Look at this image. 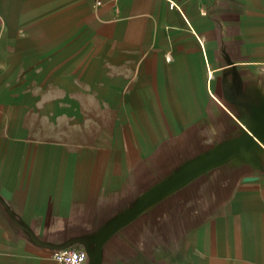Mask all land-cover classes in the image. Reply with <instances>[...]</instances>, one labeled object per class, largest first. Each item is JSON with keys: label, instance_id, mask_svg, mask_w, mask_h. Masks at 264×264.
Instances as JSON below:
<instances>
[{"label": "crops", "instance_id": "crops-1", "mask_svg": "<svg viewBox=\"0 0 264 264\" xmlns=\"http://www.w3.org/2000/svg\"><path fill=\"white\" fill-rule=\"evenodd\" d=\"M177 4L0 0V264H264V0Z\"/></svg>", "mask_w": 264, "mask_h": 264}, {"label": "built area", "instance_id": "built-area-1", "mask_svg": "<svg viewBox=\"0 0 264 264\" xmlns=\"http://www.w3.org/2000/svg\"><path fill=\"white\" fill-rule=\"evenodd\" d=\"M169 9H178L177 0H164ZM56 264H86L87 254L83 249L73 246L58 249L52 253Z\"/></svg>", "mask_w": 264, "mask_h": 264}, {"label": "water", "instance_id": "water-1", "mask_svg": "<svg viewBox=\"0 0 264 264\" xmlns=\"http://www.w3.org/2000/svg\"><path fill=\"white\" fill-rule=\"evenodd\" d=\"M148 203V201H146L145 203H142L141 205L138 206V208L136 210H134L132 213L130 214H134L135 212H137L138 210H140L141 208H143L146 204ZM69 246V245H68ZM68 246H64L62 248L68 247ZM61 249V248H59ZM87 253V252H86Z\"/></svg>", "mask_w": 264, "mask_h": 264}]
</instances>
